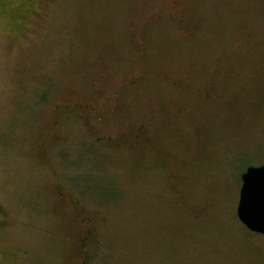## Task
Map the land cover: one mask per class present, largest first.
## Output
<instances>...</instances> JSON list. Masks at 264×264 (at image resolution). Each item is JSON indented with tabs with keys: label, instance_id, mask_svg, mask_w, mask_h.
<instances>
[{
	"label": "rangeland",
	"instance_id": "obj_1",
	"mask_svg": "<svg viewBox=\"0 0 264 264\" xmlns=\"http://www.w3.org/2000/svg\"><path fill=\"white\" fill-rule=\"evenodd\" d=\"M259 164L264 0H0V264H264Z\"/></svg>",
	"mask_w": 264,
	"mask_h": 264
},
{
	"label": "water",
	"instance_id": "obj_2",
	"mask_svg": "<svg viewBox=\"0 0 264 264\" xmlns=\"http://www.w3.org/2000/svg\"><path fill=\"white\" fill-rule=\"evenodd\" d=\"M240 179L236 216L249 231L264 235V164L246 167Z\"/></svg>",
	"mask_w": 264,
	"mask_h": 264
},
{
	"label": "flooded vegetation",
	"instance_id": "obj_3",
	"mask_svg": "<svg viewBox=\"0 0 264 264\" xmlns=\"http://www.w3.org/2000/svg\"><path fill=\"white\" fill-rule=\"evenodd\" d=\"M55 105L59 107V103L55 102ZM77 115L81 116L80 111L77 112ZM47 121H48V125L51 126V127H48L46 130L43 129L42 131H43V133L48 134V138L51 139V141H50V145L41 146V156L43 158L47 157L49 159V162H52L51 161L52 159H51V156H50V150H51V147H54V148L57 147V145L54 144V141L56 140L57 131H56V134H54V132H55V129H56V125L58 124V119H56V118H52L51 119L49 117L47 119ZM129 134H135V131L133 130ZM129 134H124L123 136H117L116 138H111L110 139L111 141L109 140L110 143L109 142H105L103 144V146L106 147V148H110V150L111 149H120L122 146H124L127 143L126 140L129 141V136H130ZM97 138H99V137H97ZM64 145L66 146V142L64 143ZM58 151H59L60 154H63L62 157L64 159H70V157H67L68 155H70L69 150L65 151L64 149L63 150L59 149ZM85 156H86V154L82 150L80 155L77 158L81 159V158H84ZM89 156H90L91 159H93L92 162L95 161V162H97V164L98 163L102 164V160L98 156L97 153H95L93 155H89ZM102 174H103V169H102ZM102 179H103V177L100 180H102ZM97 180H95L94 182L92 181V183H94L96 185ZM82 182H84V181H82ZM91 186H93V184ZM97 190L98 189H95V191H97ZM81 192L84 193L83 190H81ZM53 195H54V197H57L60 200H65L66 199L65 193L58 186H54Z\"/></svg>",
	"mask_w": 264,
	"mask_h": 264
},
{
	"label": "trees",
	"instance_id": "obj_4",
	"mask_svg": "<svg viewBox=\"0 0 264 264\" xmlns=\"http://www.w3.org/2000/svg\"><path fill=\"white\" fill-rule=\"evenodd\" d=\"M135 131V130H134ZM137 131V130H136ZM109 149V148H108ZM248 230V229H247ZM257 234V233H256Z\"/></svg>",
	"mask_w": 264,
	"mask_h": 264
}]
</instances>
